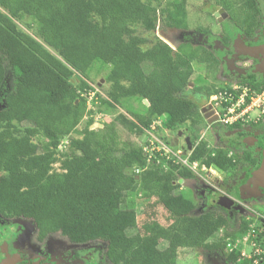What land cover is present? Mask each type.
I'll use <instances>...</instances> for the list:
<instances>
[{
  "label": "trees",
  "instance_id": "obj_1",
  "mask_svg": "<svg viewBox=\"0 0 264 264\" xmlns=\"http://www.w3.org/2000/svg\"><path fill=\"white\" fill-rule=\"evenodd\" d=\"M218 1L220 12L245 39L254 42L264 32L257 0ZM187 3L0 0L1 221L25 219L39 239L58 234L78 247L90 244L94 258L85 264H179L182 251L226 253L227 240L247 232L240 218L229 232L236 214L218 206L219 213L204 205L197 214L199 205L179 190L180 181L195 179L192 171L159 154L149 161L128 136L149 130L160 118L170 133L201 119L200 96L205 101L214 92L192 65L193 60L218 64L208 48L184 38L172 49L156 35L191 30ZM24 21L32 36L17 28L16 22ZM195 31L208 34L209 28ZM220 41L229 44L227 35ZM95 67L106 69L100 88L107 100L100 101L97 111L103 106L114 118L92 130L90 119L78 130L86 114L78 91L88 88L82 78L89 79ZM8 74L12 85L2 92ZM237 83L256 95L264 89V80L255 75L240 76ZM231 93L235 98L240 94ZM240 127L236 122L229 129ZM242 135L224 134L222 146L212 148L195 141L193 134L189 163L214 167L224 173L226 184L240 165H258L256 155L241 148ZM63 139L68 140L64 150L59 149ZM134 193L156 199L170 224L145 221L138 226L134 204L128 201ZM235 259L237 254H229L227 260Z\"/></svg>",
  "mask_w": 264,
  "mask_h": 264
},
{
  "label": "rangeland",
  "instance_id": "obj_2",
  "mask_svg": "<svg viewBox=\"0 0 264 264\" xmlns=\"http://www.w3.org/2000/svg\"><path fill=\"white\" fill-rule=\"evenodd\" d=\"M258 1L259 9L262 12L264 5L260 0ZM187 11L188 23L191 30L185 32L176 30L168 31L166 33V38L173 46L182 43L183 40H185L184 38H187L190 39L195 46L204 45L205 48H208L213 53L214 57L218 59V64L213 66H204L196 64L195 60H193L192 65L195 69L194 74L204 78L206 83L212 87L214 91L240 92L241 96L239 98H235L237 100L233 101L229 98L226 99L225 102L230 103L227 106L234 110V115H239L240 118L237 121L241 127L240 130L232 131L229 129V126L234 120H230L228 123L222 122L230 118L227 112L224 111L225 104L222 105L217 102L216 105L213 103L211 105L212 110L215 109L217 112V123L221 125L218 129H214L215 127L211 128L210 125L206 123V120L203 118L201 113V119L198 118L180 126L173 133L168 132L162 127L163 119L160 118L158 121L159 124L156 126L153 135L159 142H163L168 146L172 153V158L178 160L180 165H182L183 160L188 159L192 151L194 143L192 141L193 134L196 136L195 141H206L209 147L214 148L222 146L219 143L222 135L226 134L228 136H234L237 133L246 131L245 134L248 136L250 146L249 143L242 144V149L248 150L254 155L256 153V143L264 140V113L258 114L256 107H251L250 103H252V101L250 98H253L255 105L258 106L264 103V97L257 100V97L253 94V92H250L246 88L238 87L237 79L241 74L248 75L250 73H255L259 79L264 80V34L260 32L258 39L252 46L246 45L242 34L228 21L227 16H223L224 14L220 12L218 0H188ZM214 14H218L220 19L219 21L214 17ZM262 16L264 18V11L262 12ZM25 23L26 21L16 22L17 28L20 31L32 36V30L26 27ZM197 28L203 30L205 28H209V33H199L195 31ZM223 34L227 35L229 38V44L227 47L223 46L220 41ZM156 35H158L161 40L166 39L165 37L160 36L161 34L159 31H156ZM98 68L99 67H95V70H93V72L89 75V79L82 78V80H84L87 85L90 83L94 86H98L100 92L105 96L104 91L100 88V85L104 83L102 77L105 74L106 69L102 68L99 71ZM73 81L76 84L78 83L77 78H73ZM11 85L12 83L8 74L2 92L9 90ZM76 88L78 90V86H76ZM78 93L80 97L85 100L86 106V114L78 126V130H81L85 126V123H87L86 121H89L90 119L94 122L89 127L90 130L107 125L113 120L114 115H110V113L106 111L103 106H101L100 111H97V107L99 106L93 107L92 101H90V99L86 96L85 92L83 93L82 90H79ZM246 99H248L249 102H247ZM209 103L210 98L208 97L207 100H202L200 105L202 108H205ZM130 105L134 109L139 108V104L133 100ZM117 109L120 114L127 117L130 121H133L130 115L125 112L124 108L117 107ZM259 110H261V108ZM258 124H262L263 129H255V126L253 125ZM254 132L255 136L253 135ZM122 136L127 137V134L122 132ZM128 136H130L131 140H133L136 144L145 148L148 144V140L150 139V131L142 130V132H140L137 136ZM166 140H168L169 144ZM67 143L68 140L63 139L59 149H66ZM53 167L56 170L58 169L57 164ZM210 169L212 170L211 172H209ZM210 169H206L204 166L197 164L196 167L191 170L195 179L193 181L180 182L179 190L182 194L188 197L195 204L199 205L197 214L202 212L200 208L204 205H206V208L214 210V205H217L215 201L226 193L225 188L222 185V180L225 178L224 173L218 171L214 167ZM254 171L255 169L245 165L239 166V173L236 175V179L242 176L239 181L243 185V192L238 196H230L236 202V207L235 210L233 209V212L239 216L235 218L236 224L234 225V229L228 230L229 232L234 231L238 227L239 218L243 221H251V224H256L257 220L255 221V219L257 218L255 213H258V211L264 213V209L256 210L254 209V206L250 205L248 200H245V197L253 194L254 191L249 190V179ZM247 190L251 192H248ZM128 201H132L134 204L135 217L138 226H141V224L145 221H156L162 226L170 224L171 221L169 220L168 212L156 199L149 198L143 193H134L128 197ZM215 209L218 213L220 212L217 208ZM15 225H18L21 228L20 233L16 235L17 237H13V235L11 236L16 227ZM8 226L12 227L11 234L9 233L8 235L15 243L12 245V250L16 252L20 259L22 257L23 259L34 261V264H67L69 257L63 255V252L67 249H72L74 246L69 244L65 238L58 236V234L52 235L43 243L41 248L40 243L36 241V231L30 221L21 219H3L0 222V232ZM261 226L262 225H260V227ZM253 229L255 231V235L258 236V240H260L261 236H259L260 233L258 227H254ZM248 230L250 231L249 234L252 236L248 238V243L246 245H243L244 237L241 235L237 236L233 240H227L230 247L234 248V251H237L238 254L241 255V253H245V258L250 256V244L255 242V236L251 233V228H248ZM18 231L16 230V232ZM220 231L221 232H219V234L222 235L223 230L221 229ZM6 235L7 232L5 231L0 233V237H4ZM91 249L93 248L90 244H88V248H84L80 251V253L85 255V257H88V254L92 251ZM227 249H229V246L226 245V250ZM38 257H43L44 260H39ZM178 260L179 264H194L196 262L203 263L207 261L208 258H206V256H204V254L200 251L185 250L180 252ZM15 264H18V262Z\"/></svg>",
  "mask_w": 264,
  "mask_h": 264
},
{
  "label": "flooded vegetation",
  "instance_id": "obj_3",
  "mask_svg": "<svg viewBox=\"0 0 264 264\" xmlns=\"http://www.w3.org/2000/svg\"><path fill=\"white\" fill-rule=\"evenodd\" d=\"M261 1V0H260ZM257 2H259L258 0H257ZM262 2V1H261ZM263 3V2H262ZM264 5V4H263ZM258 8H259V3H258ZM260 10V9H259ZM263 11H264V9H263ZM262 11V12H263ZM262 12H261V10H260V13H261V17H262V19L264 20V18H263V16H262ZM215 17V16H214ZM216 18V17H215ZM217 19V18H216ZM261 33H263L264 34V32L263 31H260ZM260 32H258V34H257V38H256V40L258 39V35H259V33ZM242 37L244 38V36L242 35ZM244 43L246 44V45H253L254 43H255V41L254 42H250V41H248L247 39H245L244 38ZM223 45V44H222ZM224 46V45H223ZM248 75H255V77L258 79V80H263V79H259V77L255 74V73H250V74H248ZM248 75H246V74H241V75H239V77L240 76H248ZM238 77V78H239ZM238 85V84H237ZM238 87H243V86H240V85H238ZM243 88H245V87H243ZM212 95H210L209 96V98L211 97ZM203 100V98H202V96H200V100H199V102H201L202 100ZM207 107H209V111L210 110H212L211 109V106H207ZM201 109H202V106L200 107ZM201 109H200V111H201ZM219 127H217V129H218ZM255 129H259L258 127H255ZM261 129H263V127L261 128ZM237 130H240V128L239 129H237ZM232 131H236V130H232ZM245 132L246 131H242V132H240V133H237L236 135H240V134H242L243 133V135H242V137H240V139H242V144H247V143H249V141H248V136H247V134H245ZM253 135L255 136V132L253 133ZM235 136V135H234ZM242 144H241V148H243L242 147ZM249 146H250V143H249ZM255 149H256V153H255V155H256V157H257V159H258V165L255 167V168H253V169H255V171H254V173L259 169V167L261 166V163H262V153H263V149H264V140H262V141H258V143H256V146H255ZM212 170L210 169L209 170V172H211ZM238 173H239V171H238ZM237 173V174H238ZM253 173V174H254ZM236 174V175H237ZM252 176V175H251ZM225 177V176H224ZM242 176H240V177H238L237 179H236V176L233 178V179H229L228 180V182L226 183V184H224V180H225V178L222 180V185L224 186V188H225V196L226 197H228V198H230L232 201H233V203H232V205L229 207V208H226L225 206L223 207V206H221V205H219V204H217V205H215V206H218L219 208H223L224 210H226V211H231L232 213H234L233 212V209L235 210V207H236V202H235V200H233L230 196L231 195H234V196H238V195H240L242 192H243V185L241 184V182L239 181V179L241 178ZM245 180H247V179H245ZM250 181H251V177H250V179H249V183H250ZM249 190H251V191H253V194H251V195H247L246 197H245V200H248L249 201V203H250V205H252V206H254V209H256V210H259V209H264V187H260V186H258V187H256V188H253L250 184H249ZM249 190H247L248 192H251V191H249ZM253 197H254V199H253ZM218 200V199H217ZM216 200V201H217ZM215 201V202H216ZM214 209H215V207H214ZM254 213H255V211H254ZM234 214H236V213H234ZM255 215H256V218L257 219H255V221H256V224H255V226L256 227H258V230H259V233L260 234H262L263 232H264V213H261V212H259L258 211V213H255ZM239 215L238 214H236V217H238ZM21 220H25V219H21ZM26 221V220H25ZM28 221V220H27ZM0 222H1V220H0ZM245 222V224H246V226H247V229L251 226V221H247V220H245L244 221ZM32 223V222H31ZM260 225H262L261 227H260ZM16 227H15V229H14V231H13V233L11 234V228L12 227H6L5 229H3L1 232H3V231H5V232H7V235L6 236H4V237H0V264H15V263H17L18 262V264H34L35 262L34 261H30V260H26V259H23L22 257H21V259L19 258V256L16 254V252L15 251H13L12 249H13V247H12V245H13V243H14V241L13 240H11V238L9 237V233L11 234V236L13 235V237H17L16 235H18L19 233H20V226H18V225H15ZM33 227H34V225H33ZM34 229H35V227H34ZM16 230L18 231V232H16ZM35 231H36V229H35ZM0 232V233H1ZM52 235H56V234H52ZM52 235H48L46 238H44V239H39L37 236H36V241L38 242V243H40V247L42 248V245H43V243L46 241V240H48V238L50 237V236H52ZM59 236V235H58ZM242 236V235H241ZM261 236V235H260ZM61 237V236H60ZM10 238V239H9ZM69 243V242H68ZM15 244V243H14ZM69 244H71V243H69ZM262 246H264V241H262ZM71 245H73L74 247L72 248V249H67V250H65L64 252H63V255H65V256H68L69 257V260H68V262H67V264H85V262H89V261H92L93 260V258H94V256H93V251H91V253H89L88 254V257H85V255H83L82 253H80V251H82L84 248H88V245H84V246H80V247H78V246H76V245H74V244H71ZM227 246H229V248H230V244L229 243H227L226 244ZM91 250H93V249H91ZM226 253H222V252H220V253H216V252H214V253H212V254H210V255H207L206 256V258H208V260L207 261H205V262H197L198 264H253V262H252V260L251 259H249V258H245V257H241V255L240 254H238L237 253V251H234V250H229V249H227L226 251H225ZM229 254L231 255V254H237V259H235V260H227L228 259V257H229ZM76 256H78L79 257V263H76ZM39 258V260H44V258L43 257H38ZM81 260H82V262H81ZM81 262V263H80ZM256 264H264V255L257 261V263Z\"/></svg>",
  "mask_w": 264,
  "mask_h": 264
},
{
  "label": "built area",
  "instance_id": "obj_4",
  "mask_svg": "<svg viewBox=\"0 0 264 264\" xmlns=\"http://www.w3.org/2000/svg\"><path fill=\"white\" fill-rule=\"evenodd\" d=\"M88 88H85L83 91V93L85 92L86 96L90 99V101H92V105L93 107H97L100 104V101L102 99H106V97L100 92L99 88L97 86H94L92 84H88L87 85ZM264 90V89H263ZM262 90V92L258 95L254 94L257 97V100H259L261 97H264V91ZM79 92V91H78ZM240 93V92H239ZM241 95L239 94L238 98ZM231 99L233 101L237 100L235 99V95L231 93V91H217L216 93L212 94V96L210 97V105L213 103L214 105H216V103L218 102L219 104H225V108L224 111L227 112V114L229 115L228 120L226 121H222L224 123H228L230 120H234L233 123L238 122L237 120H239V115H234V110L230 107H228L227 105H229L230 103H226L225 100L226 99ZM247 102H249L248 99H246ZM250 100L252 101L251 107L254 106L256 107V111L258 112V114H263L264 113V103L262 105H255V101H253V98H250ZM212 107V105H211ZM250 108V107H247ZM261 108V110H259ZM214 114L217 116V112L215 109H213ZM231 123V124H233ZM159 124V122H154L151 126V128L149 129L150 131V139L148 140V144L145 148L143 149L144 154L146 155V157L148 158L149 161H152V159H156L155 158V154H159L161 158H165L166 160H174L172 158V153L169 150L168 146L163 143V142H159L158 139L153 135V132L156 129V126ZM230 124V125H231ZM145 131V130H144ZM159 161V160H157ZM178 161V160H177ZM179 162V161H178ZM182 165L186 168H188L189 170H193L197 163H189L188 159L183 160L182 161ZM254 227L255 224H251V226L249 228H251V233H253L254 240L255 242L251 245V251H250V256L247 257L249 259L252 260L253 264H256L257 261L264 255V246H262V241H264V232L262 234H259V236L261 235L260 240H258V236L255 235V231H254ZM249 230L247 229V232L245 234L242 235V237H244L243 239V245H246L248 243V238L252 235L249 234ZM229 250H234V248H229ZM241 256H246L245 253H241Z\"/></svg>",
  "mask_w": 264,
  "mask_h": 264
},
{
  "label": "water",
  "instance_id": "obj_5",
  "mask_svg": "<svg viewBox=\"0 0 264 264\" xmlns=\"http://www.w3.org/2000/svg\"><path fill=\"white\" fill-rule=\"evenodd\" d=\"M214 16L217 18L218 21L220 20L218 17V14H214ZM162 41L165 42L166 44H168L172 49H174V46L172 44H170L166 39H162ZM143 103H144V105H147V101H144ZM200 113H202L203 118L206 120V123L208 125H211L217 119V117L215 115H213V112L209 111V107L202 108ZM250 185L253 188H256L258 186L264 187V149H263V153H262L261 166L259 167V169L254 174H252ZM216 203L223 206V207L225 206L226 208H229L232 205L233 201L230 198L226 197L225 195H222L218 198Z\"/></svg>",
  "mask_w": 264,
  "mask_h": 264
},
{
  "label": "clouds",
  "instance_id": "obj_6",
  "mask_svg": "<svg viewBox=\"0 0 264 264\" xmlns=\"http://www.w3.org/2000/svg\"><path fill=\"white\" fill-rule=\"evenodd\" d=\"M97 87H98V86H97ZM98 88H99V87H98ZM217 91H218V90H215V91H214L212 94L216 93ZM212 94H211V95H212ZM105 97H106V96H105ZM104 100H107V98H106V99H104ZM207 106H211V105H210V104H208V105H206V107H207ZM211 109H212V107H211ZM210 111H212V112H213V110H210ZM213 115H215V114H214V112H213ZM215 116H216V115H215ZM216 117H217V116H216ZM214 123H217V120H216ZM204 168H205V167H204ZM206 169H207V168H206ZM209 169H210V168H209ZM180 182H181V181H180ZM219 232H221V231L219 230Z\"/></svg>",
  "mask_w": 264,
  "mask_h": 264
}]
</instances>
